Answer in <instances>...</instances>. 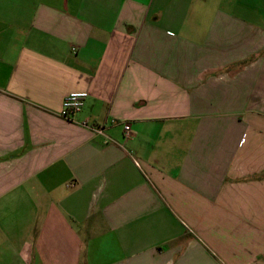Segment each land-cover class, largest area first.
<instances>
[{
	"label": "crops",
	"instance_id": "obj_1",
	"mask_svg": "<svg viewBox=\"0 0 264 264\" xmlns=\"http://www.w3.org/2000/svg\"><path fill=\"white\" fill-rule=\"evenodd\" d=\"M0 264H264V0H0Z\"/></svg>",
	"mask_w": 264,
	"mask_h": 264
},
{
	"label": "built area",
	"instance_id": "obj_2",
	"mask_svg": "<svg viewBox=\"0 0 264 264\" xmlns=\"http://www.w3.org/2000/svg\"><path fill=\"white\" fill-rule=\"evenodd\" d=\"M89 96L88 92H71L68 94L62 102L61 117L66 120H71L78 115L84 108L85 100ZM83 126L89 128L91 131L99 134L104 133V129L100 126L90 125L88 122H84ZM126 133L130 132V127L125 125Z\"/></svg>",
	"mask_w": 264,
	"mask_h": 264
}]
</instances>
